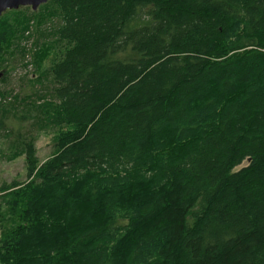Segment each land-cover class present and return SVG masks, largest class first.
<instances>
[{"label":"trees","instance_id":"trees-1","mask_svg":"<svg viewBox=\"0 0 264 264\" xmlns=\"http://www.w3.org/2000/svg\"><path fill=\"white\" fill-rule=\"evenodd\" d=\"M48 3L55 151L18 137L0 264H264V0Z\"/></svg>","mask_w":264,"mask_h":264},{"label":"rangeland","instance_id":"rangeland-1","mask_svg":"<svg viewBox=\"0 0 264 264\" xmlns=\"http://www.w3.org/2000/svg\"><path fill=\"white\" fill-rule=\"evenodd\" d=\"M59 25L51 3L35 12L23 7L0 17V31L5 35L0 51V188L25 181V159L18 137H33L39 163L55 151L57 130L45 125L42 114L51 103L48 69L58 56L54 41ZM246 165L245 161L236 170ZM15 190L0 192V236L19 223L17 213H11Z\"/></svg>","mask_w":264,"mask_h":264},{"label":"water","instance_id":"water-1","mask_svg":"<svg viewBox=\"0 0 264 264\" xmlns=\"http://www.w3.org/2000/svg\"><path fill=\"white\" fill-rule=\"evenodd\" d=\"M50 1L52 0H0V17L6 11L17 10L23 7H29L35 12L40 6Z\"/></svg>","mask_w":264,"mask_h":264}]
</instances>
